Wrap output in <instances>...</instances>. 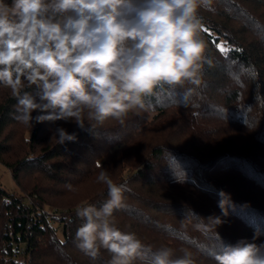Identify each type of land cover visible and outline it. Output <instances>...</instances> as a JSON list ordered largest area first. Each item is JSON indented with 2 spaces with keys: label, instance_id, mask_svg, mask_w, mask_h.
<instances>
[{
  "label": "trees",
  "instance_id": "trees-1",
  "mask_svg": "<svg viewBox=\"0 0 264 264\" xmlns=\"http://www.w3.org/2000/svg\"><path fill=\"white\" fill-rule=\"evenodd\" d=\"M204 4L197 15L211 65H205L203 85L188 96L184 91L191 85H160L143 97V108H137L140 114H153L148 128L177 126L180 147L133 149V139L147 130V120L140 117L79 132L77 136L89 137L82 145L87 155L75 157L71 142L44 145L46 130L40 123L29 144L41 154L20 161L15 147L23 139L17 133L10 143L5 136L12 125H23L14 118L17 102L13 96L0 100V163L11 171L18 188L19 176L30 164L47 177L53 170L50 177L57 187H74L92 182L115 162L107 172L127 189L124 207L114 211L116 226L134 232L144 246L133 264H150L152 253L162 246L177 254L191 251L196 264H216L213 256L224 245L264 243V0ZM221 39L229 47L226 55L218 48ZM173 107L179 110L175 113ZM95 189L80 206L100 207L108 198L105 184ZM35 196V190L14 196L0 184V264H110L106 250L93 260L74 243L82 223L76 216L79 206L54 225L53 217L25 204L24 197ZM6 249L8 259L3 256ZM14 249L24 250L25 259H13Z\"/></svg>",
  "mask_w": 264,
  "mask_h": 264
},
{
  "label": "clouds",
  "instance_id": "clouds-1",
  "mask_svg": "<svg viewBox=\"0 0 264 264\" xmlns=\"http://www.w3.org/2000/svg\"><path fill=\"white\" fill-rule=\"evenodd\" d=\"M204 0H0V85L16 99L15 119L28 128L44 122H72L94 130L109 118L124 123L143 108V97L158 86L203 85L206 43L197 10ZM35 86V92L31 89ZM33 113H37L33 115ZM59 144L76 133L53 130ZM97 181L108 198L82 205L74 243L93 260L101 249L110 264H133L144 248L134 232L116 226L126 186L105 170ZM73 190L71 184H67ZM150 251V249H149ZM216 264H264V243L224 245ZM22 264V262H18ZM150 264H196L193 253L162 246Z\"/></svg>",
  "mask_w": 264,
  "mask_h": 264
},
{
  "label": "rangeland",
  "instance_id": "rangeland-1",
  "mask_svg": "<svg viewBox=\"0 0 264 264\" xmlns=\"http://www.w3.org/2000/svg\"><path fill=\"white\" fill-rule=\"evenodd\" d=\"M7 2L10 4L11 0H7ZM201 5H205V4L202 3ZM204 30H207V28H204ZM208 33L212 34V31L208 30ZM218 45H223L227 49V51L225 52L220 51L223 55L228 54L229 47L225 39H221ZM33 88L35 92V86H33ZM10 96H12L10 89L4 87L3 85H0V100L1 99L3 100L4 98L7 99ZM170 110H173L176 113L179 109L173 107ZM140 112L141 111H138L137 108L133 109L128 113L127 117H125L124 119L125 123L133 122V119L135 118L140 119V117H143V119L145 118V120H147V126H146L147 130L143 131L139 135H136L137 139H133L132 142L134 144V146H132L133 149H139V150L145 149L146 151L144 152H147L150 151V148L152 146H155L157 144H166L169 146L180 147L181 144L179 142L180 137L177 134L180 131L178 132L177 130L175 131L177 126L175 128L172 127L164 128L161 126L148 128L149 123H151L154 120V116L153 114H149V115L140 114ZM179 112H181V110ZM36 114L37 113H33V115ZM171 122L172 121L170 120L169 123ZM118 123L120 122L112 118L105 120L101 125H96L95 121L92 122V124L95 125L94 130L101 129L104 126H110L112 128L115 125H118ZM42 124L44 125V129L46 130V132L42 134V138L43 140H45L44 145L46 146L47 145L52 146L57 142L55 137H52L53 130L57 127H63L69 133H76V135L79 134V132H81L80 134H82L87 131L88 132L94 131L91 130V126L87 124V121H86L85 129L83 130L78 128L72 122L66 123L64 121H56V122H44ZM35 126L36 124L34 125V127ZM33 128L30 129L25 125L22 126L12 125L5 135L7 138L11 139L8 140L10 143L13 142V139L16 137L17 133L23 139L22 143L17 148L15 147V151L19 155L18 159L20 161L24 160L23 158L26 157L34 158L41 154L39 147H35L34 149H32L29 144L31 142V133ZM126 130H129V128H127ZM174 137L177 138L176 140H178L175 143L171 142ZM88 139L89 137L85 135H79L77 136L76 142H71V146L69 147V149L72 151V154L75 157L76 156L85 157L87 155L85 150H83L82 145L84 144L86 145V140ZM74 144L76 146H74ZM118 148L119 145L114 146V150L117 151ZM189 151L196 152V150H192V151L189 150ZM15 159L16 158H14V160L12 161H15ZM59 162H61V160ZM66 162H71V160H66ZM74 165L76 166V168L77 167H79L80 169L85 168L84 165L82 164L74 163ZM114 167H115V162H112L110 164V167L103 168V171L105 170L108 172L112 171ZM39 170L41 169L39 168L38 165L35 164L33 165L30 164V166L25 167L23 169V172L19 176L21 186L18 188L13 179L11 171L0 163V184L3 186L5 190H7L10 193H13L14 196L17 197L22 195V193H26L27 195L35 190L37 196H35L34 198L30 197L33 200V205L36 206L37 209H40L42 212H45L46 214L53 217L54 219L52 222L54 225L57 224V221L59 219H61L62 217H66L69 214L68 210L72 209L74 206H80L81 202H83L89 196V194L94 192V188L96 189L97 187L99 188L101 184L100 182L97 181L96 178L92 182H88V183L78 182L77 185L73 187V190H69L65 185H60V187L59 186L57 187L56 184L53 183V178L50 177V176L53 177V170H51L50 175L48 177L45 174H42V171L40 172ZM127 170L130 171L132 170V168ZM27 198L28 197H24L23 200ZM36 200H38L39 205L36 203ZM3 256L6 257L5 254H3Z\"/></svg>",
  "mask_w": 264,
  "mask_h": 264
},
{
  "label": "built area",
  "instance_id": "built-area-1",
  "mask_svg": "<svg viewBox=\"0 0 264 264\" xmlns=\"http://www.w3.org/2000/svg\"><path fill=\"white\" fill-rule=\"evenodd\" d=\"M24 202H25V204L27 206L34 207L32 198L28 197L27 199L24 200ZM36 212H41V210L36 208ZM8 254L9 253H8V251L6 249L5 250V255H6V258L7 259L10 257ZM25 256L26 255H25V251L24 250H22V249H19V250L18 249H14V254L12 255V258L13 259H17V260H24L25 259Z\"/></svg>",
  "mask_w": 264,
  "mask_h": 264
},
{
  "label": "snow or ice",
  "instance_id": "snow-or-ice-1",
  "mask_svg": "<svg viewBox=\"0 0 264 264\" xmlns=\"http://www.w3.org/2000/svg\"><path fill=\"white\" fill-rule=\"evenodd\" d=\"M221 52L227 51V49L223 45H218Z\"/></svg>",
  "mask_w": 264,
  "mask_h": 264
}]
</instances>
